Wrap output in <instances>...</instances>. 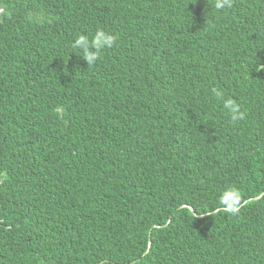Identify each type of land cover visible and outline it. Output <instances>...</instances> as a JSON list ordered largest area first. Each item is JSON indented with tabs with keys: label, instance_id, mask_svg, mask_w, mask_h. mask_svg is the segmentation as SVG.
I'll list each match as a JSON object with an SVG mask.
<instances>
[{
	"label": "trees",
	"instance_id": "1",
	"mask_svg": "<svg viewBox=\"0 0 264 264\" xmlns=\"http://www.w3.org/2000/svg\"><path fill=\"white\" fill-rule=\"evenodd\" d=\"M231 3L0 0V264H264V0Z\"/></svg>",
	"mask_w": 264,
	"mask_h": 264
},
{
	"label": "clouds",
	"instance_id": "2",
	"mask_svg": "<svg viewBox=\"0 0 264 264\" xmlns=\"http://www.w3.org/2000/svg\"><path fill=\"white\" fill-rule=\"evenodd\" d=\"M213 3L217 11L232 7L231 0H213ZM116 40V35L103 29H98L91 38L83 33L79 34L71 46L74 49H83L81 56L91 66L99 59L101 51L105 48H111L116 43ZM261 68H264V65H257L256 70L259 71ZM211 92L217 99L224 95L221 89L215 87L211 89ZM224 108L228 110V115L232 121H240L245 118L246 113L242 110L241 104L231 97L224 101ZM56 112L59 114L60 109L57 108ZM219 203L232 214H236L239 211L240 193L234 187L226 188L219 195Z\"/></svg>",
	"mask_w": 264,
	"mask_h": 264
}]
</instances>
